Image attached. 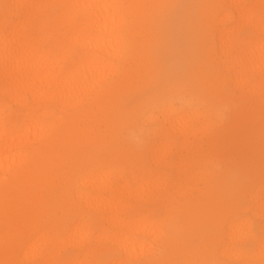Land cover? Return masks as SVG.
Wrapping results in <instances>:
<instances>
[{
	"label": "bare ground",
	"instance_id": "6f19581e",
	"mask_svg": "<svg viewBox=\"0 0 264 264\" xmlns=\"http://www.w3.org/2000/svg\"><path fill=\"white\" fill-rule=\"evenodd\" d=\"M3 2L9 10L0 12V218L8 216L17 234L11 240L0 231V264H55L66 245L90 248L89 228L96 222L104 228L89 252L100 251L109 260L117 252L125 256L126 264H264V188L245 181L238 167L215 175L221 186L205 192L203 198L191 197L185 204L187 220L173 218L175 225L166 222L173 221L170 214L158 220L141 211L147 202L144 196L154 197V192L164 189L163 172L148 178L133 175L132 185L108 156L95 159L77 178L61 171L62 164L79 151L76 138L82 139L83 128L77 121L85 116L96 119L90 130L105 125L116 147L139 148L130 121L124 123L122 134V120L131 114L121 116V103L126 106L137 99L123 92L130 85L124 65L131 61L150 64L158 58L167 87L140 113L148 114L151 123L162 117L167 132L185 137L182 147L189 153L200 147L194 141L212 126L213 119L222 123L221 99L235 107L241 100L246 102L248 114L264 125V0L257 6L249 0H206L198 11L206 24L226 8L234 9L244 23L242 28H223L219 25L233 18L223 14L215 30L205 24L199 31L197 48L191 40L197 36L192 26L197 20L188 16L190 24L177 29L170 20L184 12L182 0ZM53 4L62 5V11L52 12ZM38 17L32 31L31 22ZM67 27L70 35L65 37ZM71 50L77 54L76 62ZM68 59L72 62L66 64ZM195 66L205 69L215 99L210 98L212 90L201 85L183 88L185 75ZM148 72L159 80V72ZM77 104L81 108L64 121L52 111ZM50 115L54 116L51 122L47 121ZM169 138L157 147L156 167L170 165L161 159L172 154L175 143ZM178 173L186 175L185 164ZM186 178L194 183L200 176ZM61 184L66 192L57 199L55 189ZM242 193L248 195L246 204L236 198ZM59 207L74 214L80 211L82 218L67 223L64 235L55 217ZM128 211L137 217L125 218ZM255 221H259L256 228ZM195 238L199 242L193 244ZM163 241L171 246L168 258L156 254L154 244ZM63 259L66 264H90L87 257L78 259L75 254Z\"/></svg>",
	"mask_w": 264,
	"mask_h": 264
},
{
	"label": "rangeland",
	"instance_id": "374dc122",
	"mask_svg": "<svg viewBox=\"0 0 264 264\" xmlns=\"http://www.w3.org/2000/svg\"><path fill=\"white\" fill-rule=\"evenodd\" d=\"M205 1L206 0H182L184 12L180 15L175 13L170 16V20L173 21L172 23L175 29L188 26L190 24L188 16H191L197 20L196 23L192 25L194 28L196 27L197 36L194 39L189 37V39L192 40L193 48H197V46L199 47V42L201 41H199L198 34L199 31H202V28L205 27L206 24L204 17L202 15L200 17L198 12L202 6L204 8ZM261 1L262 0H249L251 4H255L256 6L258 4L260 5L261 3L259 2ZM6 4L8 3L0 0L1 13H6L9 10L6 9ZM50 9L52 12L55 11L60 13L63 7L59 4H53L50 6ZM225 13L233 15V18L228 22L220 24L219 26L223 28H242L244 22L243 20L239 19L238 14H236L232 8H226L224 11L217 13L213 18L214 20L211 21V24H206L207 27L215 30L216 23ZM39 18L40 17L34 18L32 20V31L36 30L37 22L40 20ZM197 25L199 26L198 28ZM69 30V27L64 28L63 36L68 37L70 35ZM212 34L215 35L216 31H213ZM130 37L131 36L127 32L126 38L129 42L132 41V38ZM141 41L142 39L139 37L138 42ZM204 42H206L205 39ZM207 42L209 45H211V40H208ZM69 54L71 55L72 60L75 62L78 60L77 54L74 50H71ZM157 59L158 58L154 57L152 60L153 63L151 62L150 64L149 61L147 64L144 62V64L147 65L146 68L143 67V62L139 60L136 63L131 61L129 64L127 63L124 65L125 70L130 72V85L129 88L123 92L126 93L125 96L134 94L137 99L132 102H128V104L126 103V106H122L121 103V116H124L126 113L131 114L130 117L123 118L122 120V134L123 132H126L124 123L126 120L130 121V127L133 130L135 143L138 142V144H140L139 148L131 149L126 147H116L115 143L111 141L109 134L108 137L106 135V126L98 124L95 129L93 128V130H90L89 127L92 125L91 122H94L96 119L87 118L85 116L81 120L77 121L80 125L79 127L83 128L81 132L82 136H80L82 139H79L78 137L76 138L79 151H77L70 158L68 163L62 164L61 171L63 174L70 178L82 176L85 169L93 164L95 159H102L104 156L110 157V163L113 164L117 169L123 170V176L128 178L132 185H135L133 183V175L144 176L145 178H148L149 176L163 172V175L161 176L166 175L163 184L164 189L161 192H154V197H151L153 199L149 198L148 196H144L147 202L143 205V210L141 211H144L145 216H155L158 220H164V218L170 214L172 215V220L174 218V220L181 222H185L187 220L189 210H187L185 204L191 197H196L199 199L206 193L210 192V190L214 187L221 186L217 180V176L215 175H218L222 171L232 170L235 167H238L239 174L245 178V181L250 180L253 186L257 184L255 186L256 189H263L264 125L258 118L254 119L248 114V104L246 102L243 103L241 100V104L235 107L234 103L225 102L220 98V108L221 112L223 113L222 123L218 118L213 119L212 126L205 132V134L201 135L200 138L195 139L194 143L199 141L198 144H200V147H198L195 153H189L187 148L182 147V143L185 142V137H175L173 133L166 131V128L163 127V122L160 121L162 117H160L156 123H151L147 120L148 114L145 115L144 112L140 113V111L145 108V105L154 95L162 93L167 87L168 82H163L166 78L163 73V69L160 67V64H158L159 62ZM201 59H203L202 56ZM72 60L68 59L66 64H69L72 62ZM151 64L152 68H149ZM148 70H152V74H154L155 70L159 72V80L156 81L155 79H152L151 75L148 74ZM204 70L205 69L199 70L198 67L195 66L194 69L188 73V75H185L186 85H183V88H186L187 85H201V87H203L202 89H205L206 91L211 89V83L208 81L206 73H203ZM157 72L155 74H157ZM147 74L148 76L145 77ZM210 95L211 99H215V91L212 90ZM235 98H239L238 91L235 92ZM77 105L73 109L60 108L59 110L53 109L52 111L54 113H59L60 117L64 121L66 119H70V116L81 108L80 105ZM14 108L17 109V106L13 105V109ZM211 112L212 111L209 110L208 114H211ZM52 115L47 117V121L51 122L53 120L54 116ZM86 136L88 137L86 138ZM167 136L170 137L169 139H173L175 146L171 155L163 156L161 159L162 162L165 160L164 162L172 165V168L170 165L165 166L166 163L156 167L157 165L155 163L156 161L154 159V154L157 155V147L162 142L164 143L165 137ZM182 164H185L187 173L181 177L178 176V169ZM193 174L200 176V178L194 183H188L186 177H190ZM253 180H256V182L254 183ZM65 192V185H58V187L55 189V194L58 196L57 199H59L60 195L65 194ZM247 197L248 195L244 193L236 194V198H238L240 204H246L248 201ZM179 212L182 214L180 215ZM79 213L80 211L77 214H74L71 210L61 211V208L59 207V211L56 213L55 217L59 220V222H61L60 224L63 228V230L60 229L61 235H64V233L67 231L64 229L68 228L69 223L82 220ZM126 213L127 214L125 215V218L130 219L131 217H137L131 211ZM89 216L90 215H88V217ZM10 220L11 219L5 215L0 218V231H6V237L12 240V238L16 237L17 227L13 225ZM174 220H166V222L170 221L172 225H175ZM258 225L259 221H255V228ZM103 228L104 226L98 222L91 225L89 228L91 231V240L89 244L90 248L76 249L72 246L66 245L60 250V256L62 259L55 264H66L65 259L63 258L69 256L70 254H75L76 257L78 256V259H84L87 257L90 264H126L127 262L125 256L117 252H115L113 255L114 260H109L105 254L101 255L100 251H96L95 253L89 252V249L92 251V248H95L96 241ZM201 228L204 229L205 226L201 225ZM172 231L173 230L169 229V231H167L168 235H171ZM197 238H199L198 235ZM194 241L195 242L193 244L199 242L196 238ZM183 246L185 245L181 244L180 246L181 252H183ZM154 247L157 252L156 254L160 255V253H162L165 257H167L171 251V246H169L166 241L160 242L159 245L154 244ZM158 248H160V250H158ZM17 264L22 263L18 261Z\"/></svg>",
	"mask_w": 264,
	"mask_h": 264
}]
</instances>
